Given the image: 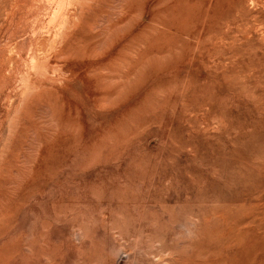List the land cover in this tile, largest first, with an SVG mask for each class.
<instances>
[{
	"label": "rangeland",
	"instance_id": "obj_1",
	"mask_svg": "<svg viewBox=\"0 0 264 264\" xmlns=\"http://www.w3.org/2000/svg\"><path fill=\"white\" fill-rule=\"evenodd\" d=\"M0 264H264V0H0Z\"/></svg>",
	"mask_w": 264,
	"mask_h": 264
}]
</instances>
